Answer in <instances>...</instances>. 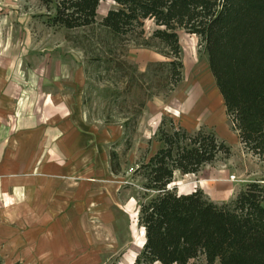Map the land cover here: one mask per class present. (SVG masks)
<instances>
[{
    "label": "rangeland",
    "instance_id": "374dc122",
    "mask_svg": "<svg viewBox=\"0 0 264 264\" xmlns=\"http://www.w3.org/2000/svg\"><path fill=\"white\" fill-rule=\"evenodd\" d=\"M47 6V0H0V125L6 130L21 121L54 123L66 115L68 125L82 127L81 136L91 141L77 138L68 150L73 146L87 162L91 151L85 147L94 142L90 183L100 192V200L94 192L93 201L98 200L100 216L90 222L83 208H65L48 226L36 223L38 234L24 228L28 221L14 226L28 232L20 240L9 216L0 225V264H135L145 231L139 224L143 191L134 171L160 148L156 135L163 120L168 130L172 121L190 132L212 131L232 149L230 158L197 175L177 172L170 190L185 194L203 188L220 204L248 182L264 184V160L239 141L197 36L179 32L183 80L175 90H161L155 78L162 72L155 70L166 58L153 48L110 40L101 27L117 8L114 0L100 1L96 25L72 30L51 27ZM154 29L148 22L147 37ZM89 174L85 169L83 176Z\"/></svg>",
    "mask_w": 264,
    "mask_h": 264
},
{
    "label": "trees",
    "instance_id": "16d2710c",
    "mask_svg": "<svg viewBox=\"0 0 264 264\" xmlns=\"http://www.w3.org/2000/svg\"><path fill=\"white\" fill-rule=\"evenodd\" d=\"M101 0H47L48 24L93 27ZM101 22L108 38L153 48L166 61L156 87L175 90L183 80L179 32L199 38L234 131L245 150L264 160V0H114ZM154 31L147 37L146 25ZM109 40V39H108ZM162 121L160 148L139 163V224L145 243L135 264H264V184L248 182L224 203L200 189L180 194L169 186L177 172L199 174L228 159L232 149L216 133L190 132ZM116 154L113 153V156ZM113 174L119 175L118 166Z\"/></svg>",
    "mask_w": 264,
    "mask_h": 264
},
{
    "label": "crops",
    "instance_id": "0c3cea01",
    "mask_svg": "<svg viewBox=\"0 0 264 264\" xmlns=\"http://www.w3.org/2000/svg\"><path fill=\"white\" fill-rule=\"evenodd\" d=\"M60 113L59 117H62ZM3 116L0 113V120ZM68 117L65 115L63 120L56 119L54 123L46 119L21 121L15 128L6 130L0 125V225L10 220L11 228L16 232L18 230L21 236L15 233L19 240L28 238V232L21 233L22 230H16L14 226L25 221L29 224L24 227L26 229L36 230L39 228H35L36 223L37 226H48L47 222H51L53 214H61L65 208H83L91 214L90 222L99 219L97 201L100 200V192L90 183L94 178L91 173L94 142L85 147L91 151L87 162L82 154L74 153L73 146L68 150L69 143L77 138L78 143L91 141L81 136L82 127L67 124ZM85 169L90 172L87 176H83ZM94 192L99 198L96 202H93ZM86 197L89 199L85 205Z\"/></svg>",
    "mask_w": 264,
    "mask_h": 264
}]
</instances>
